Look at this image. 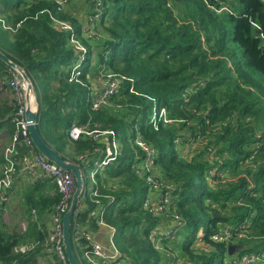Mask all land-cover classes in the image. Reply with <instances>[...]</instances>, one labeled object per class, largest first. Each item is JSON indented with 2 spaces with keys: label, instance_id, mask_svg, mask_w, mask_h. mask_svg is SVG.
I'll return each instance as SVG.
<instances>
[{
  "label": "trees",
  "instance_id": "1",
  "mask_svg": "<svg viewBox=\"0 0 264 264\" xmlns=\"http://www.w3.org/2000/svg\"><path fill=\"white\" fill-rule=\"evenodd\" d=\"M71 1L56 13L51 0H0V50L32 80L40 133L64 159L86 171V159L97 158L93 149L102 147L85 135L70 139L67 131L73 122L114 130L121 153L98 170L95 186L104 218L119 233L115 242L131 259L129 264H159L161 257L148 238L160 217L143 207L148 188L134 168L143 156L134 142L137 135L156 151L155 173L176 186L173 200L186 220L184 230L191 227L196 233L203 227L208 237L219 225L239 229L245 222V236L232 242L247 251L264 249V3L103 0L96 33L88 36L87 21L75 16ZM51 13L71 21L76 37L87 46L77 80H69L78 57L70 32L55 28ZM100 70L123 80L108 104L94 109L93 82ZM7 72L0 59V76ZM2 102L1 138L11 135L14 112ZM162 108L167 121L153 119ZM32 181L20 196L27 232L7 231L0 217V264H36L59 195L51 178ZM105 194L113 196L110 204ZM84 205L76 216L96 228L87 219L94 203L87 198ZM30 239L39 241L34 251H12ZM191 243H175L173 249L202 264H215V252H198ZM217 247L226 251L225 243Z\"/></svg>",
  "mask_w": 264,
  "mask_h": 264
},
{
  "label": "built area",
  "instance_id": "2",
  "mask_svg": "<svg viewBox=\"0 0 264 264\" xmlns=\"http://www.w3.org/2000/svg\"><path fill=\"white\" fill-rule=\"evenodd\" d=\"M55 5V12L63 10L71 0H51ZM91 3V14L88 16L84 33L93 35L96 33L97 24L103 14V0H86ZM264 3V0H261ZM52 24L55 28L69 31V41L72 44L76 54L78 55L76 64L71 70L70 78L77 80V75L80 73L78 66L85 60L87 46L84 45L77 37L75 29L71 21L50 14ZM7 76L3 79L5 87L9 88L13 93V102L15 111L10 115V122L13 125V131L9 139L2 147L3 161L0 166V202H7L9 192L12 189L14 178L21 167L26 173L33 177H37L36 169H40L41 176L49 177L56 184L58 201L54 204L49 213V225L47 226V234L40 243V252L36 256V264H69L64 252L63 244V226L62 219L64 213L68 210L72 194L75 189L73 174L70 170L64 169L54 162L46 159L39 151H37L31 141L27 122L25 119L26 99L25 90L26 82L21 76L8 67ZM123 76H118L109 72L100 70L98 76L94 80L97 87V93L92 102V108L98 109L103 104H108L109 98L118 92ZM94 85V86H95ZM102 88L105 91L101 93ZM34 91V87H33ZM29 103L32 108L37 110V100L35 92L30 95ZM157 108V107H154ZM163 118L165 121V109L162 108L154 111L153 119ZM68 137L76 140L82 135L92 138L94 141L102 144V147L96 145L93 153L98 154L97 158L92 161L86 159V171H83V189L77 200L74 213L70 224V238L74 254L81 264H129L131 259L119 249L114 241L115 227L106 222L104 216L106 213L105 206L100 198L101 194L98 191L95 175L98 170L102 169L109 162L114 160L121 153V147L116 139V134L112 129H89L87 125L73 122L68 131ZM203 141V140H202ZM135 144L143 152L140 161L134 163V168L137 173L143 175L144 181L147 184V194L143 198L142 205L151 215L159 216L160 222L150 228L148 238L155 250L161 253L158 260L159 264H202L200 260L189 259L186 256L180 255L173 249L175 243H180V239L184 238V228L186 220L181 213L177 211L176 203H174V193L176 186L174 183L161 179L154 170V159L156 157L155 149L137 135L134 139ZM24 144L27 147L26 151L21 152L20 147ZM198 143L192 142V146ZM102 156L99 158V156ZM82 157V156H81ZM88 171V172H87ZM214 174V170L210 171V175ZM85 178L91 180L94 186L90 192H87ZM110 204L113 196L105 194ZM90 198L94 203V207L88 211L87 219L94 220L97 224L96 230H106L109 234V243L102 241L101 237H96L93 234L92 227L89 224L83 223L76 215L85 208V200ZM29 213L32 218H36V209L31 207ZM28 226V223H27ZM247 224H240L239 229L228 225H219L208 237L203 227L196 233L195 239L192 241L190 248L203 252H216L217 244L233 243L232 240L237 237H244ZM102 232V231H101ZM39 245V241H25L17 243L12 251L15 254H26L34 251ZM79 249L83 250V256ZM227 254V249L224 252ZM229 257V256H228ZM6 264H13L12 262ZM222 264H264V249L259 251H247L236 253L230 259L222 262Z\"/></svg>",
  "mask_w": 264,
  "mask_h": 264
},
{
  "label": "water",
  "instance_id": "3",
  "mask_svg": "<svg viewBox=\"0 0 264 264\" xmlns=\"http://www.w3.org/2000/svg\"><path fill=\"white\" fill-rule=\"evenodd\" d=\"M91 4V3H90ZM0 59L12 70L17 72L24 82H26V90H25V99H26V109H25V119L27 122L26 128L28 130L29 136L34 147L39 151L46 159L54 162L58 166L70 170L74 177L75 189L72 194V199L70 201V205L68 210L64 213L62 219L63 226V244H64V252L69 264H81L75 254L71 243L70 238V224L71 218L74 213L77 200L83 189V174L82 168L79 164L64 159L61 153H59L52 145H50L41 135L39 126H38V118L37 110L32 109L29 103V97L33 94V83L32 80L28 77L23 68L17 65L15 62L10 60L8 56L0 50ZM105 91V88H102L101 93ZM243 245L228 243L227 244V255L229 257H233L237 252L243 249Z\"/></svg>",
  "mask_w": 264,
  "mask_h": 264
},
{
  "label": "rangeland",
  "instance_id": "4",
  "mask_svg": "<svg viewBox=\"0 0 264 264\" xmlns=\"http://www.w3.org/2000/svg\"><path fill=\"white\" fill-rule=\"evenodd\" d=\"M88 22L89 21H87L85 24H87ZM0 41L2 42L1 39H0ZM0 87H2L0 89V90H2V94L0 96V105L4 106L3 105L4 102H2V101L5 100L9 105H11L12 108H14V111H15L16 107L14 106V102H13V93L11 92V90L9 88L5 89V83H3V82H0ZM3 88L9 92H4ZM32 109H34V108H32ZM0 138H1V136H0ZM6 139H7V136H4L0 139V155L2 153V147H3L4 143L6 142ZM0 166H1V162H0ZM85 184L87 186V192L89 193L91 190V187L93 186V183L91 182L90 179L85 178ZM8 196H9V199L7 202H5V203L0 202V204H1L0 205V217H1V220L4 224V225H2V227L3 228L5 227L4 229H6L7 231H17L19 235H24L27 232L28 226H27V215L25 214L26 212H25V207L22 204V199L19 196H14V198H11L10 192H9ZM200 228L201 227H199V229ZM183 233H184V238L180 239L181 244L192 242L196 237L195 232L193 231V229L191 227L186 228ZM118 237H119V233L116 232V234L114 235V238H113L114 241H116L118 239ZM25 241H29V240H24L23 242H25ZM30 241H33V240L30 239ZM102 241L107 243V244L109 243L108 232H106V234H104L102 236ZM175 250L179 251V248H176ZM259 250H262V247L259 248L258 250H254V251H259ZM79 251H80L81 256L83 257V260H85V258L83 256V250L79 249ZM242 252H247V250L243 248L238 253H242ZM228 259H230V257H228L227 254L223 253L220 249L216 250L215 255H214V263L215 264H220V263H222ZM85 262H86V260H85ZM86 264H88V263H86Z\"/></svg>",
  "mask_w": 264,
  "mask_h": 264
},
{
  "label": "crops",
  "instance_id": "5",
  "mask_svg": "<svg viewBox=\"0 0 264 264\" xmlns=\"http://www.w3.org/2000/svg\"><path fill=\"white\" fill-rule=\"evenodd\" d=\"M85 1L84 0H72L71 1V6L72 7V10H73V13L75 14L76 17H78L80 20H83L84 22L87 21L88 19V14L89 12L91 11V5H90V1H88V4H86V2L84 3ZM3 77L0 76V82H3ZM94 84V82H93ZM95 85V84H94ZM2 87H0L1 89ZM4 89V88H3ZM6 89V87H5ZM4 89V92H9L7 90ZM96 91H97V87L95 85V88H94ZM2 94V90H0V96ZM2 133H5V129L2 131ZM10 136H7V139L6 141L9 139ZM5 144V143H4ZM27 150V147L26 145L22 144L21 147H20V151L23 152V151H26ZM36 169V174H37V177L41 176L42 172L40 171V169L38 168H35ZM16 179V180H15ZM35 177L31 176L30 174L26 173L21 167L18 169V173L16 174V177L14 178V186H13V189H12V193H11V198H14V196H21V194L23 193V190L27 187L28 183H31L33 182L32 180H34ZM53 182L50 181V184H52ZM54 187V185H53ZM10 198V199H11ZM22 198V197H20ZM48 224L49 225V218H48ZM97 228H94L92 227V231H93V234L96 236V237H101L106 234V230H103V229H100V230H96ZM102 231V232H101Z\"/></svg>",
  "mask_w": 264,
  "mask_h": 264
}]
</instances>
